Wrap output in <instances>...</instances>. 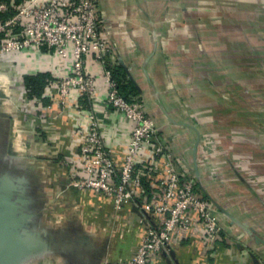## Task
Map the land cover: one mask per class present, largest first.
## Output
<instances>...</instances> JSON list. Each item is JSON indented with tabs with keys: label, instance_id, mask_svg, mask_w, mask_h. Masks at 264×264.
Wrapping results in <instances>:
<instances>
[{
	"label": "crops",
	"instance_id": "obj_1",
	"mask_svg": "<svg viewBox=\"0 0 264 264\" xmlns=\"http://www.w3.org/2000/svg\"><path fill=\"white\" fill-rule=\"evenodd\" d=\"M202 2L99 0V12L116 65L124 68L127 79L139 89L138 99L160 128L161 141L172 147L179 171L195 180L198 192L209 201L229 241L210 258V264H264V232L259 225L264 202L261 205L259 199L252 197L235 165L234 148L223 145L216 149L228 155L217 160L222 174L217 185L209 180L199 136L192 125L203 123L205 115L211 114L220 128L218 124L226 119L219 110L221 101L208 100L202 90L217 94L231 83L227 74L218 75L229 69L228 49H219L217 24L210 20L214 29L203 27ZM220 65L225 66L221 71L217 68ZM49 69L44 62L37 65L34 58L17 64L0 60V201L6 202V208L0 210V264L28 259L30 264L127 263L145 236L137 224L142 215L138 202L143 199V190L151 196V185L144 182V189H138L134 196V205L120 210L111 198L70 186L72 169L80 154L79 128L90 124L87 113L93 106L78 99L76 92L73 99L63 104L56 85L54 99L47 86L41 97L31 96L26 78ZM90 69L107 92L102 65L95 62ZM62 73L63 69L54 64V75ZM222 104L224 107L228 100ZM95 106L108 148L116 160L122 161L127 152L129 126L103 103ZM233 121L237 122L235 118ZM232 126L228 127L231 132L235 131ZM212 134L220 135L219 129ZM44 174L54 180L56 205L61 201L68 205L65 214L70 224L63 227L65 230L54 228V234L39 224L27 226L36 212H27L21 205L16 207L17 200L33 198L38 179L46 181ZM14 185L31 187L14 192ZM75 213L83 220H76ZM63 214L56 207L54 222ZM74 219L81 225L76 226ZM4 221L19 225L5 228ZM59 234L71 240L62 241ZM204 256L195 235L177 238L170 250L152 264H189Z\"/></svg>",
	"mask_w": 264,
	"mask_h": 264
},
{
	"label": "built area",
	"instance_id": "obj_2",
	"mask_svg": "<svg viewBox=\"0 0 264 264\" xmlns=\"http://www.w3.org/2000/svg\"><path fill=\"white\" fill-rule=\"evenodd\" d=\"M0 14L8 15L0 23V60L17 64L34 58L37 65L44 62L50 68L45 73L51 74L47 87L52 99L56 85L63 104L76 92L78 99L93 106L87 113L90 124L79 128L80 154L70 186L111 198L120 210L134 205V196L138 189H144V182L151 185L152 197L143 190V199L138 202L142 215L137 224L145 236L134 258L108 264H152L177 238L195 235L205 256L189 264H210V258L229 241L195 180L179 171L172 147L161 141L160 128L145 104L138 98L128 100L120 92L114 77V50L105 37L99 0H0ZM40 57L45 61H39ZM95 62L102 65L107 92L99 85L97 74L91 72ZM54 64L63 69L62 74L54 75ZM97 103L119 114L129 126L122 161L108 148L96 119Z\"/></svg>",
	"mask_w": 264,
	"mask_h": 264
},
{
	"label": "rangeland",
	"instance_id": "obj_3",
	"mask_svg": "<svg viewBox=\"0 0 264 264\" xmlns=\"http://www.w3.org/2000/svg\"><path fill=\"white\" fill-rule=\"evenodd\" d=\"M214 1H217L218 7ZM202 3L203 27L214 29V25L212 27L210 25V20L211 23L213 21V24H217L220 34L219 49H223L224 46L228 49L229 69L218 75L227 74L231 81L229 88L219 89L217 94L202 90L203 97H207L208 100L220 99L219 110L224 112L222 117L226 118L218 124L221 129L217 128L211 114L205 115L204 124L193 122L192 125L197 130L202 146V160L209 180L217 185L222 175L217 160L228 154L224 151L225 154L222 155L216 149L223 145L236 149L233 154L235 165L241 172L252 197L259 199L262 205L264 202V0H203ZM217 68L221 71L225 66L220 65ZM223 100H228V104L224 107ZM234 118L237 122H232ZM231 124L234 133L228 128ZM217 129L220 135L213 136V131L216 132ZM228 130L229 133L225 135ZM237 150H241L242 154ZM44 175L46 181L38 179L36 191L32 190L33 198L21 202L17 200L16 207L19 208L21 205V208L27 212H36L37 215L32 218V222L26 224L27 226L35 227L39 224L50 229V234H54V228L61 230L70 224L67 223L69 220L65 214L68 205L65 201L57 202L56 205L54 180ZM27 187L31 186L14 185V192L30 189ZM5 203L0 201V210L6 208ZM56 207L63 210L64 214L54 222ZM75 207L77 208V203ZM259 217L261 222L259 225L263 233L264 209L260 210ZM74 218L83 220V217L76 213ZM75 219L74 224L80 226L81 223L76 222ZM2 224L3 227H11V229L19 225L17 222L11 224L9 221H4ZM60 236L59 234V238ZM62 239L71 240L64 236L63 238L61 236ZM30 260L20 263L18 261L16 264H30Z\"/></svg>",
	"mask_w": 264,
	"mask_h": 264
},
{
	"label": "trees",
	"instance_id": "obj_4",
	"mask_svg": "<svg viewBox=\"0 0 264 264\" xmlns=\"http://www.w3.org/2000/svg\"><path fill=\"white\" fill-rule=\"evenodd\" d=\"M11 1V0H10ZM18 3L23 0H16ZM8 17L7 14H0V23ZM114 77L120 84V92L128 100L138 98L139 89L133 82H130L127 77L123 67L117 66L114 70ZM51 80V75L47 73H39L36 75H31L26 78V83L33 97H41L43 92ZM146 184V183H145Z\"/></svg>",
	"mask_w": 264,
	"mask_h": 264
}]
</instances>
